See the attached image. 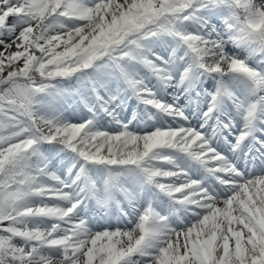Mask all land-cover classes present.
Instances as JSON below:
<instances>
[{"label":"snow or ice","instance_id":"obj_1","mask_svg":"<svg viewBox=\"0 0 264 264\" xmlns=\"http://www.w3.org/2000/svg\"><path fill=\"white\" fill-rule=\"evenodd\" d=\"M0 264H264V0H0Z\"/></svg>","mask_w":264,"mask_h":264},{"label":"bare ground","instance_id":"obj_2","mask_svg":"<svg viewBox=\"0 0 264 264\" xmlns=\"http://www.w3.org/2000/svg\"><path fill=\"white\" fill-rule=\"evenodd\" d=\"M105 127H106V124H105Z\"/></svg>","mask_w":264,"mask_h":264}]
</instances>
